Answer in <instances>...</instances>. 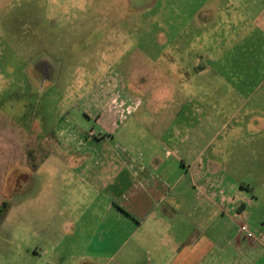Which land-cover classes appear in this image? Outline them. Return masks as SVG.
I'll use <instances>...</instances> for the list:
<instances>
[{"label":"rangeland","instance_id":"obj_1","mask_svg":"<svg viewBox=\"0 0 264 264\" xmlns=\"http://www.w3.org/2000/svg\"><path fill=\"white\" fill-rule=\"evenodd\" d=\"M256 1L264 14V0ZM238 3L0 0V144L5 134L6 145L0 202L10 204L0 230V264H17L18 255L20 264H36L26 254L30 246L42 250L38 264H147L141 252L123 247L115 256L116 245L88 241L86 230L98 219L94 206L89 212L68 208L54 160L36 172L46 156L59 158L57 145L34 147L28 155L30 139L60 142L66 127L99 135L96 117L104 105H96L91 119L84 112L99 94L156 95L148 102L163 110L166 124L207 126L197 132L202 145L213 139L206 154L214 150L235 180L264 193V51H245L263 46L264 33L250 31L255 21L240 27ZM182 145L187 155L189 138ZM79 215L92 220L89 228H79Z\"/></svg>","mask_w":264,"mask_h":264},{"label":"crops","instance_id":"obj_2","mask_svg":"<svg viewBox=\"0 0 264 264\" xmlns=\"http://www.w3.org/2000/svg\"><path fill=\"white\" fill-rule=\"evenodd\" d=\"M238 5L240 27L245 20L255 21L250 31L260 27L264 33V14L257 1L239 0ZM245 51L258 53L264 45ZM241 64L256 65L252 61ZM155 96H95L93 106L84 112L91 119L96 105H104L96 117L101 133L72 126L61 132L60 142L30 139V157L34 147L60 148L59 158L46 156L36 172L53 160L61 166L63 202L83 212L94 206L98 219L93 230H86L88 241L116 245L115 256L128 247L148 257L147 264H264V193L257 185L235 180L219 160L224 158L212 155L214 150L206 154L214 147L213 139L202 145L197 132L207 126L166 124L163 110L148 102L156 100ZM152 112L156 115L151 117ZM188 114L195 116L196 112L189 110ZM13 128L21 144L22 129ZM188 138L192 148L185 155L181 148ZM4 141L5 134L0 144L5 157ZM216 150L220 152L219 147ZM92 196L96 199L89 202ZM84 217L78 216L79 228L85 223L90 227L92 220L87 216V222ZM6 223L5 218L0 230ZM75 223L68 221L69 227ZM242 224L250 227L255 238L240 231ZM26 251L31 262L38 264L43 259L37 247Z\"/></svg>","mask_w":264,"mask_h":264},{"label":"trees","instance_id":"obj_3","mask_svg":"<svg viewBox=\"0 0 264 264\" xmlns=\"http://www.w3.org/2000/svg\"><path fill=\"white\" fill-rule=\"evenodd\" d=\"M10 210V204L8 202H3L0 205V223L7 217Z\"/></svg>","mask_w":264,"mask_h":264},{"label":"built area","instance_id":"obj_4","mask_svg":"<svg viewBox=\"0 0 264 264\" xmlns=\"http://www.w3.org/2000/svg\"><path fill=\"white\" fill-rule=\"evenodd\" d=\"M240 231L246 234L249 239L255 238V234L251 231L250 227L247 224H242L240 226Z\"/></svg>","mask_w":264,"mask_h":264}]
</instances>
